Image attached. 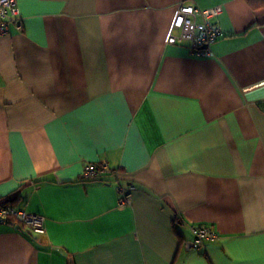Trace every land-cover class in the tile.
Masks as SVG:
<instances>
[{
    "label": "crops",
    "instance_id": "obj_1",
    "mask_svg": "<svg viewBox=\"0 0 264 264\" xmlns=\"http://www.w3.org/2000/svg\"><path fill=\"white\" fill-rule=\"evenodd\" d=\"M182 4L222 7L208 54L168 43ZM18 6L0 35V202L46 220L0 224V264H264V7ZM92 164L113 173L85 179Z\"/></svg>",
    "mask_w": 264,
    "mask_h": 264
},
{
    "label": "built area",
    "instance_id": "obj_2",
    "mask_svg": "<svg viewBox=\"0 0 264 264\" xmlns=\"http://www.w3.org/2000/svg\"><path fill=\"white\" fill-rule=\"evenodd\" d=\"M19 0H0V35L9 33L10 26L20 17ZM222 7L201 9L195 5H180L173 21L172 29H179V34L173 32L169 35L168 43L176 44L181 40H187L191 44L194 54H208L209 47L222 36V31L217 23L218 16L222 13ZM107 173H113L103 165H89L83 174L85 179L102 177ZM130 190L132 187L129 188ZM122 190V188H121ZM123 191L121 204L130 202V191ZM45 217L39 214H31L19 211L10 204L0 206V224L19 221L26 225L32 232L45 233ZM194 240L192 247L200 251L207 240L215 238L212 227H192Z\"/></svg>",
    "mask_w": 264,
    "mask_h": 264
},
{
    "label": "trees",
    "instance_id": "obj_3",
    "mask_svg": "<svg viewBox=\"0 0 264 264\" xmlns=\"http://www.w3.org/2000/svg\"><path fill=\"white\" fill-rule=\"evenodd\" d=\"M249 5H251L254 8H260L264 7V0H246ZM9 204L8 202H0V206H5Z\"/></svg>",
    "mask_w": 264,
    "mask_h": 264
},
{
    "label": "rangeland",
    "instance_id": "obj_4",
    "mask_svg": "<svg viewBox=\"0 0 264 264\" xmlns=\"http://www.w3.org/2000/svg\"><path fill=\"white\" fill-rule=\"evenodd\" d=\"M206 226V225H205ZM209 240H212V239H209ZM208 241V240H207Z\"/></svg>",
    "mask_w": 264,
    "mask_h": 264
}]
</instances>
